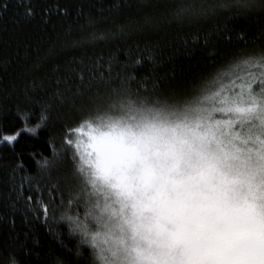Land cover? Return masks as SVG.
<instances>
[{
    "label": "trees",
    "instance_id": "1",
    "mask_svg": "<svg viewBox=\"0 0 264 264\" xmlns=\"http://www.w3.org/2000/svg\"><path fill=\"white\" fill-rule=\"evenodd\" d=\"M210 7L200 0H0V264H84L75 255L87 256L83 237L56 216L86 194L77 165L89 97L124 83L135 95L196 109L221 89L251 83L259 91L264 11L218 3L221 9L172 21ZM168 10V21L152 28ZM116 21L142 27L126 40L105 39ZM89 32L98 37L92 43H65ZM97 60L103 79L85 73L80 84L81 61ZM5 135L16 138L9 143ZM37 199L48 204L47 219Z\"/></svg>",
    "mask_w": 264,
    "mask_h": 264
},
{
    "label": "snow or ice",
    "instance_id": "2",
    "mask_svg": "<svg viewBox=\"0 0 264 264\" xmlns=\"http://www.w3.org/2000/svg\"><path fill=\"white\" fill-rule=\"evenodd\" d=\"M100 69L99 60L81 61L80 84L85 73L103 79ZM195 112L177 123H117L88 144L87 160L81 157L93 169L91 183L100 181L115 205L123 264H264V181L257 183L251 163L253 156L264 161V78L259 91L251 83L221 89ZM240 165L247 167L242 188L233 177ZM36 203L47 219L48 204Z\"/></svg>",
    "mask_w": 264,
    "mask_h": 264
},
{
    "label": "clouds",
    "instance_id": "3",
    "mask_svg": "<svg viewBox=\"0 0 264 264\" xmlns=\"http://www.w3.org/2000/svg\"><path fill=\"white\" fill-rule=\"evenodd\" d=\"M150 0H138L140 4H148ZM201 3L210 5L207 10L201 11L190 17L176 18L172 21H187L195 18L203 12H211L216 9V5L222 4V8H230L238 5L244 12L264 11V0H200ZM247 4V6H241ZM160 23L152 28H159L169 19V10L164 15L154 17ZM139 24L134 21L114 22L111 27L104 32L107 40H126L141 30ZM94 32H89L79 40H67L69 46L79 44H89L97 39ZM260 58H264V51L259 52ZM87 104L89 111L84 117L82 139L86 144H90L93 138H100L113 132V125L123 122H136L140 120L165 121L168 123L184 122L194 119L198 113L191 111L190 105H177L170 103L163 98H148L135 95L124 83L108 85L100 93L89 97ZM35 133L36 128H33ZM264 132V128L259 129ZM88 159L87 156L84 157ZM252 166L259 170L257 183L264 181V161L252 158ZM77 172L81 176L85 185L84 192L78 199H75V207L65 205L61 208L56 218L60 221L69 222L68 226L73 232L79 233L83 239L84 247L88 249L87 256L82 251L75 255L84 260V264H123L122 253L119 251V227L118 219L112 214L111 208L115 207L111 199L108 198V189L100 181L93 185V169L86 165H77ZM247 167L240 165L234 172L233 177L242 188L243 182L247 180ZM264 192V187H262ZM70 200L76 197V193L69 191ZM79 214V215H78ZM84 225L88 235H84ZM96 235L95 245L91 243L92 235Z\"/></svg>",
    "mask_w": 264,
    "mask_h": 264
},
{
    "label": "rangeland",
    "instance_id": "4",
    "mask_svg": "<svg viewBox=\"0 0 264 264\" xmlns=\"http://www.w3.org/2000/svg\"><path fill=\"white\" fill-rule=\"evenodd\" d=\"M194 109H195V107H194ZM190 110L195 111V110H192V107L190 108ZM154 119H155V117H154ZM81 137H82V135L80 136V145L82 147V157H85L86 153L88 152L89 149H88V144H86Z\"/></svg>",
    "mask_w": 264,
    "mask_h": 264
}]
</instances>
